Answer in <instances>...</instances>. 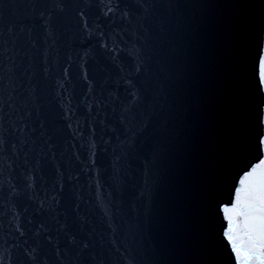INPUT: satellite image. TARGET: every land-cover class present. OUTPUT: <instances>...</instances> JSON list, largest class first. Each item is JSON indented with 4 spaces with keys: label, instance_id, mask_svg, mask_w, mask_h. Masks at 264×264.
<instances>
[{
    "label": "snow or ice",
    "instance_id": "1",
    "mask_svg": "<svg viewBox=\"0 0 264 264\" xmlns=\"http://www.w3.org/2000/svg\"><path fill=\"white\" fill-rule=\"evenodd\" d=\"M206 7L201 0H0V264H143L145 256L148 264H264V0H232L217 15H204ZM69 13L88 43L67 56L58 74L69 105L62 118L76 115L77 83L87 88L77 104L86 119L93 106L98 116L101 109L115 115L120 129L98 121L102 133H116L109 188L122 191L117 163L137 154L142 137L151 141L132 217L124 219L123 207L110 217L111 234L123 227L130 238L115 262L95 250L91 231L81 235L90 218L82 214L78 179L89 173L91 184V172L106 170L98 154L112 138L101 136L106 147L90 145L88 157L74 154L84 165L74 178L67 162H55V117L41 116L39 93L50 66L47 52L39 64L36 29L47 44ZM209 40L220 44L210 55ZM204 55L220 69L210 112L200 77ZM189 137L191 178L176 246L165 258L145 251L137 236L151 218L161 162ZM44 157L53 161L50 177ZM101 187L98 180L97 192ZM107 196L110 206L115 197Z\"/></svg>",
    "mask_w": 264,
    "mask_h": 264
},
{
    "label": "water",
    "instance_id": "2",
    "mask_svg": "<svg viewBox=\"0 0 264 264\" xmlns=\"http://www.w3.org/2000/svg\"><path fill=\"white\" fill-rule=\"evenodd\" d=\"M6 2H8V0H6ZM201 2L208 5V7L201 10L204 15L208 16L219 14L222 11V6L232 2V0H201ZM36 30L40 32L42 37L39 48V64L44 66L45 52H47V61L50 66L49 76L46 80L42 81L39 94L41 101V116L48 117L49 120L55 117L54 127L58 129V133L53 136V140L51 141L56 146L55 162L61 165H65L67 162V164L71 166L70 170L75 178L76 173L81 172L84 165L76 161L74 154H82L83 157H88L90 153L94 151V149L89 147L90 145L95 144L98 148L106 147L100 142L101 136H103L105 140H108L109 137L112 138L107 145L108 151L98 154L102 160L101 166L106 170L104 172H91V184L88 182L89 173H82L78 179L82 186V214L90 218L88 222L84 224V230L81 235H86L91 231L92 235L90 239L95 245V250L98 253H103L109 260L115 262L128 246L130 238L123 227L118 229L115 236L111 234L112 230L109 228V224L112 223V220L110 217L115 213L117 207H123L128 213V215L124 217L125 220L132 217L131 208L134 203H136L133 197L136 195L139 184L143 179L144 157L149 155V145L151 141L148 138L142 137L143 143L138 142L137 154L130 155L123 165L117 163V168H119L118 178L121 183L122 191H114L109 188V184H111L112 181H109L108 177L112 174L110 165L113 163V157L110 153L112 152L116 133H109L106 129L102 133L100 129L103 126L100 125L98 121L101 119H105L106 122L111 121L115 124L117 129H120L121 126L115 122V115L105 116L103 109H101V115L98 116L95 111V106H93L91 115L86 119L87 110L83 107L77 108V104L81 99H87L83 97V92L86 91L87 88H81L80 84L77 83L73 95V103L71 105V107L76 110V115L72 116L71 112H68L67 115L72 116L71 120L62 118L69 105L67 99L62 98L58 74L62 66L67 63V56L71 54L75 57L77 52L87 47L88 42H81L77 26L74 24L70 13L63 26L59 29L58 38L54 34L53 37L48 39L47 44L43 41L44 33L42 29L37 28ZM53 40H55V43H53ZM219 47L220 44L218 40H209L205 52L210 55ZM208 55L199 57V61L202 64L200 77L206 85L204 105L210 112V106L215 102L217 97L219 84L218 73L220 69L219 65L208 60ZM72 72L73 75L69 77V79H74L76 74L75 68H73ZM69 87L71 86L69 85ZM110 111L111 109L109 108V112ZM32 119L37 123L39 122L35 113H33ZM77 121H79V127ZM68 123H71V128L67 127ZM89 123L96 128L95 137L91 135L92 129L88 127ZM81 132L83 133L82 136L78 134ZM37 135H39V130ZM191 143L192 137H189V141L186 145L179 150H174L161 162L160 181L154 196L151 218L144 224L142 232L137 236V239L144 245L145 251L154 248L164 253L165 258L171 257L177 242V231L182 216V202L188 190V184L191 178L190 169L193 156ZM82 144L84 145L83 148H81ZM39 150L40 147L38 144L37 151ZM44 150L47 151L46 147ZM50 156L51 153H49V157ZM49 157L43 158V164L45 175L50 177L53 169V161ZM18 163H23V156H21ZM98 180L102 183L99 192L96 190ZM109 191H112L115 197V199L111 201L110 206L107 196ZM227 195L228 193L225 191L226 198ZM98 196L100 197L99 199H97ZM121 201H123L122 204L120 203ZM106 213L108 214L106 215ZM220 220H222V217ZM219 222L218 220V223ZM121 223H123V221H121ZM117 249H119V251H117ZM149 259L150 257L145 256L143 264H148ZM233 264H235L234 261Z\"/></svg>",
    "mask_w": 264,
    "mask_h": 264
}]
</instances>
